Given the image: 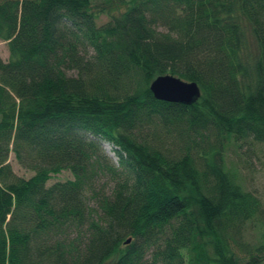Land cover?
<instances>
[{
	"label": "trees",
	"instance_id": "obj_1",
	"mask_svg": "<svg viewBox=\"0 0 264 264\" xmlns=\"http://www.w3.org/2000/svg\"><path fill=\"white\" fill-rule=\"evenodd\" d=\"M0 40V264H264L225 158L264 148V0H0Z\"/></svg>",
	"mask_w": 264,
	"mask_h": 264
},
{
	"label": "rangeland",
	"instance_id": "obj_2",
	"mask_svg": "<svg viewBox=\"0 0 264 264\" xmlns=\"http://www.w3.org/2000/svg\"><path fill=\"white\" fill-rule=\"evenodd\" d=\"M106 17L102 16L97 24L106 22ZM248 41V48L254 51L255 47L252 42V37L250 33L246 32V37ZM254 47V48H253ZM7 42L0 40V58L4 62H7L9 58ZM105 153L112 159L113 163H116V159L111 152L109 145H104L103 148ZM242 149V150H241ZM237 151L236 146H229L226 150V161L228 164H232L235 168L240 179L243 181L245 188L251 191H254L259 197H261L264 203V148L256 149V155H246V148H241ZM8 164L10 165L13 174L18 177L28 179L31 174L25 169H22L14 159L12 153H9ZM72 177L68 171H62L60 174L53 177L50 183L53 182H64L71 180ZM112 262V260L110 261Z\"/></svg>",
	"mask_w": 264,
	"mask_h": 264
},
{
	"label": "water",
	"instance_id": "obj_3",
	"mask_svg": "<svg viewBox=\"0 0 264 264\" xmlns=\"http://www.w3.org/2000/svg\"><path fill=\"white\" fill-rule=\"evenodd\" d=\"M149 91L157 101L185 106L192 105L200 97L199 88L194 82H182L170 75L155 78L149 85Z\"/></svg>",
	"mask_w": 264,
	"mask_h": 264
}]
</instances>
